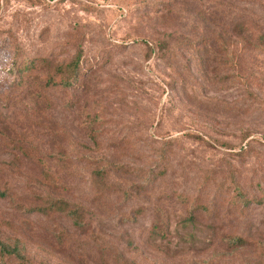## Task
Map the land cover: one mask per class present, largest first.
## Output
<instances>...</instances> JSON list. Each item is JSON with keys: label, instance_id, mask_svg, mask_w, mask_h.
Instances as JSON below:
<instances>
[{"label": "rangeland", "instance_id": "1", "mask_svg": "<svg viewBox=\"0 0 264 264\" xmlns=\"http://www.w3.org/2000/svg\"><path fill=\"white\" fill-rule=\"evenodd\" d=\"M261 37L264 0H0V68L51 66L34 96L0 70V242L27 264H264ZM79 47V87L48 88Z\"/></svg>", "mask_w": 264, "mask_h": 264}, {"label": "trees", "instance_id": "2", "mask_svg": "<svg viewBox=\"0 0 264 264\" xmlns=\"http://www.w3.org/2000/svg\"><path fill=\"white\" fill-rule=\"evenodd\" d=\"M259 40V43L264 44V37L259 38ZM205 43H207V41H205ZM149 49L152 53H155V50L153 48L149 47ZM156 51H158L161 56L165 53H168L170 55L172 54V51H170V49L164 45H162ZM219 52L230 58L231 63L233 64V71H237L239 69L238 63L234 60V52H232L228 48H223V46L219 49ZM83 55L84 54L82 48L79 47L77 49L75 57L67 65L58 66L57 68L52 67L54 73L50 76V78H48L46 84L47 87L61 88L63 90H74L78 88L80 81L82 80V78H84L85 75V71L83 68ZM47 67L51 66H49V64L44 60L39 61L38 64L34 61H29L28 59H25L21 63H18V60L14 54V57H12V61L7 65H3L0 70L7 76L5 81H8L10 79H13V81H17L18 85L24 90L27 95L34 96L35 92L32 91V88L41 83V80L38 77V72ZM57 73H60V79L55 78ZM91 131H95V135L99 134L98 130L91 129ZM89 160L91 161V163L96 162V160L91 158ZM120 172H123V166L116 163H110L106 166H98L92 173V176L99 188H107L108 178L110 177V175ZM235 188H237V195L233 197L234 203H236V205L242 204L243 206L248 207V205H250V203L252 202L245 198V196L239 190L238 186H235ZM258 203H263V201H260ZM47 207L49 210L66 212L67 216L72 220L73 225L77 229H82L84 228V226H86V223L84 222L85 210L79 206L70 208V206L64 201L57 200L51 202ZM46 209L47 208L42 209L41 212L46 213ZM198 211L211 213L213 211V208L206 209L192 206L189 211V221H193V219L195 218V213ZM230 243L237 247H244L246 245L245 240L236 237L230 238ZM5 259H14L20 264L28 263L24 251H22L18 246H10L0 242V264H3Z\"/></svg>", "mask_w": 264, "mask_h": 264}]
</instances>
